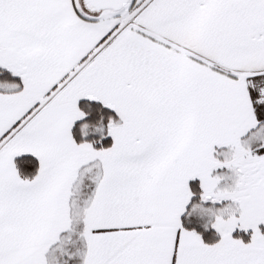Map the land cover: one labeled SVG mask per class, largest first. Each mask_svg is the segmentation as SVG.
Here are the masks:
<instances>
[{
    "label": "snow or ice",
    "instance_id": "1",
    "mask_svg": "<svg viewBox=\"0 0 264 264\" xmlns=\"http://www.w3.org/2000/svg\"><path fill=\"white\" fill-rule=\"evenodd\" d=\"M0 264H264V0H0Z\"/></svg>",
    "mask_w": 264,
    "mask_h": 264
}]
</instances>
